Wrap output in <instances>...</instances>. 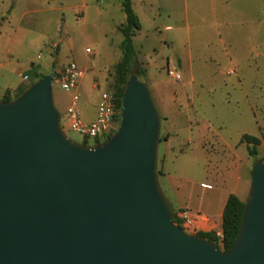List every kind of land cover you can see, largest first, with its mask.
I'll list each match as a JSON object with an SVG mask.
<instances>
[{"label": "water", "instance_id": "water-1", "mask_svg": "<svg viewBox=\"0 0 264 264\" xmlns=\"http://www.w3.org/2000/svg\"><path fill=\"white\" fill-rule=\"evenodd\" d=\"M139 75L99 143L63 128L53 70L0 100V264H264V161L227 251L187 232L161 187V116Z\"/></svg>", "mask_w": 264, "mask_h": 264}, {"label": "rangeland", "instance_id": "rangeland-1", "mask_svg": "<svg viewBox=\"0 0 264 264\" xmlns=\"http://www.w3.org/2000/svg\"><path fill=\"white\" fill-rule=\"evenodd\" d=\"M133 1L143 28L134 38V71L148 83L161 116L158 170L165 141L172 135L175 147L181 141L190 146L186 157L192 164H186L185 172L197 178L206 174L211 181L212 168H216L218 184L237 174L240 185L235 194L246 200L253 162L264 159V0H148L145 8L139 0ZM120 3L0 0V61L10 52L0 67V86L6 76L12 84L18 82L15 70L29 64L47 74L66 62L78 61L94 66L87 78L92 81L97 76L99 88L93 99L98 100L113 89L112 64L122 55L123 36L114 30L126 18L118 8ZM86 5L88 14L83 20ZM97 6L102 15L97 14ZM32 8L37 11L21 21L23 12ZM167 25L172 29H166ZM86 48L94 53H87ZM170 63L178 67L181 80L167 74ZM31 81L28 71L24 86ZM53 94L63 98V104L56 106L64 116L70 95L57 82ZM62 124L72 139L83 142V136L69 129L65 119ZM245 133L261 139L255 156L241 140ZM209 159L210 175L201 166ZM171 168L183 169L176 160Z\"/></svg>", "mask_w": 264, "mask_h": 264}, {"label": "crops", "instance_id": "crops-1", "mask_svg": "<svg viewBox=\"0 0 264 264\" xmlns=\"http://www.w3.org/2000/svg\"><path fill=\"white\" fill-rule=\"evenodd\" d=\"M186 0H184L185 2ZM133 8H135L134 1L132 0ZM140 7L148 6V0H139ZM186 6V3H185ZM86 7V11H85ZM84 7V11L82 12V19L86 20L88 14V6ZM119 10L122 12V5L121 3L118 5ZM160 10V8L158 7ZM135 10V9H134ZM37 11V9L32 8L23 12L22 19L27 16L28 14H33ZM97 14L102 15V8L97 6L96 8ZM136 12V10H135ZM137 13V12H136ZM139 16V14L137 13ZM11 16V15H10ZM126 17V15H125ZM140 18V16H139ZM81 19V20H82ZM141 21V19H140ZM125 20H121V24H124ZM142 24V22H141ZM166 29H172V25H167ZM116 32H120L118 28H114ZM141 28L140 31H142ZM135 38V37H134ZM135 41V39H134ZM94 53V51H93ZM10 55V52L7 53L6 56L3 57V60L0 61V67H3L5 64V60ZM119 58L114 62L115 65L118 62ZM77 62L84 70L85 75L80 82L79 91L81 94V114L83 120L90 122L96 119L97 111H98V104L100 101V97L98 100L93 99L94 92L97 88H99V82L97 76H94L93 80L91 81L87 78V74L89 72H93L94 66H90L88 64H82L81 62ZM67 63V62H66ZM8 65L12 64V61L7 62ZM64 65V64H63ZM63 66H61L57 71L56 74L59 73ZM31 69V64L26 65L23 68L15 70L17 76L20 78L18 82L15 84L11 83L9 77L4 78V85L0 86V100L3 99L5 93L9 91V93L13 96L17 94L18 90L26 84L27 74L28 71ZM54 71V70H53ZM25 73V75H23ZM56 105L63 104V98L60 96L54 97ZM174 136L170 135L168 139H166L164 148H163V158L161 161V172L160 175V183L162 188L168 194L170 199L171 205L175 209L189 210L194 216L197 217V228L196 231H217V233H222V219H223V211L225 208V204L227 202L228 196L230 193H235L236 188L238 189L240 185V177L237 174H233L229 181H224L222 184H218L216 181L217 179V171L216 168H212L213 170V177L210 181L206 174L201 177H194L193 175H189L185 172V166L189 163V158L187 160V152L190 151V146H187L184 142H178L177 147L173 144ZM180 141V140H178ZM201 146V145H200ZM199 146V147H200ZM203 151L206 153L205 147L201 146ZM184 156L185 158L180 161L181 157ZM174 160H176L177 165L183 167L182 170H173L171 165L173 164ZM187 160V161H186ZM191 162V161H190ZM189 164H192L189 163ZM194 164V163H193ZM203 169L208 172L209 175L211 173V161L208 160V163H203ZM215 167V166H214ZM187 173V174H186ZM216 178V179H215Z\"/></svg>", "mask_w": 264, "mask_h": 264}, {"label": "trees", "instance_id": "trees-1", "mask_svg": "<svg viewBox=\"0 0 264 264\" xmlns=\"http://www.w3.org/2000/svg\"><path fill=\"white\" fill-rule=\"evenodd\" d=\"M121 5L123 12L126 15V22L120 25L119 27V31L123 36L120 45L122 55L119 61L114 66V83H113V89L110 90L115 94L117 98L116 102L118 108V115L116 116V122L118 123V126L120 123V108L122 104V97L125 90V85L127 83L129 76L131 75L132 70L134 69V64L136 62V47H135L134 37L138 34V32L142 28L140 18L133 8L132 0H121ZM29 75L32 77V81H31L32 84L33 82L37 81L39 78L44 76L45 74L39 71L36 65H32L29 71ZM54 76H55V72H54ZM27 87L25 86L21 87L18 90L17 94L13 96L9 93V91H7L2 100L10 101L16 98L21 93H23V91ZM241 140L242 142H245L247 144V150L251 156L257 155L258 146L261 144V139L259 137L245 133L242 135ZM99 142H101V140L98 139L94 143H99ZM83 143L88 144L89 141L86 138H84ZM261 160L264 161V159ZM158 173L160 175L161 170H158ZM245 203L246 200L241 199L237 194L235 193L229 194L223 211V219H222L223 236L221 239L218 237L217 231H213V230L197 231L196 234L208 239L211 242L216 243L224 251H227L233 245V243L238 237ZM173 210H174L175 222L178 225H180L182 228H184L181 219L178 216V211L180 210L175 209L174 207Z\"/></svg>", "mask_w": 264, "mask_h": 264}, {"label": "built area", "instance_id": "built-area-1", "mask_svg": "<svg viewBox=\"0 0 264 264\" xmlns=\"http://www.w3.org/2000/svg\"><path fill=\"white\" fill-rule=\"evenodd\" d=\"M86 52L93 53L91 48H86ZM166 71L170 77L175 80H181V73L175 64H168ZM84 75L85 70L75 61L65 63L59 73H55L54 82L59 83L70 95L69 103L64 115L65 118L62 116L61 122L63 123L65 119V124L69 129L79 132L83 138H86L88 141L90 139L94 142L98 139L103 141L118 127V123L116 122V116L118 115L117 98L112 91L103 92L98 104L96 119L90 122L83 120L80 106L81 94L79 87ZM178 215L179 218L183 220V226L196 231V216L187 209L180 210ZM222 236V233H218L220 239Z\"/></svg>", "mask_w": 264, "mask_h": 264}]
</instances>
